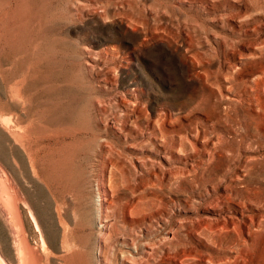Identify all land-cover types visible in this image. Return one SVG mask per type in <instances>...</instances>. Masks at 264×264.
<instances>
[{
    "label": "rangeland",
    "instance_id": "1",
    "mask_svg": "<svg viewBox=\"0 0 264 264\" xmlns=\"http://www.w3.org/2000/svg\"><path fill=\"white\" fill-rule=\"evenodd\" d=\"M0 172L39 264H264V0H0Z\"/></svg>",
    "mask_w": 264,
    "mask_h": 264
},
{
    "label": "bare ground",
    "instance_id": "2",
    "mask_svg": "<svg viewBox=\"0 0 264 264\" xmlns=\"http://www.w3.org/2000/svg\"><path fill=\"white\" fill-rule=\"evenodd\" d=\"M17 185L3 172H0V209L4 211L5 220L11 231H13V236L16 239L14 245L17 249L18 264H39L41 253L29 246L28 238L25 233L23 211L19 205L21 193ZM4 260V258L2 259L0 257V264H6L7 262L5 263L6 260Z\"/></svg>",
    "mask_w": 264,
    "mask_h": 264
}]
</instances>
